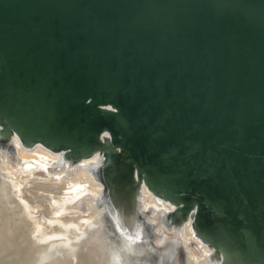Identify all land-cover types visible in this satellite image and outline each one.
I'll return each mask as SVG.
<instances>
[{
    "label": "water",
    "instance_id": "water-1",
    "mask_svg": "<svg viewBox=\"0 0 264 264\" xmlns=\"http://www.w3.org/2000/svg\"><path fill=\"white\" fill-rule=\"evenodd\" d=\"M14 141L96 156L120 240L152 250L144 190L212 264H264V0H0V150Z\"/></svg>",
    "mask_w": 264,
    "mask_h": 264
},
{
    "label": "bare ground",
    "instance_id": "bare-ground-1",
    "mask_svg": "<svg viewBox=\"0 0 264 264\" xmlns=\"http://www.w3.org/2000/svg\"><path fill=\"white\" fill-rule=\"evenodd\" d=\"M14 146L10 154L0 150V264H149L154 257L170 263L171 250L180 252L175 264H212L188 224L166 228L159 221L171 207L144 190L139 208L152 226V250L142 238L132 245L107 232L105 210L94 205L101 187L87 169L96 156L68 167L40 146Z\"/></svg>",
    "mask_w": 264,
    "mask_h": 264
}]
</instances>
